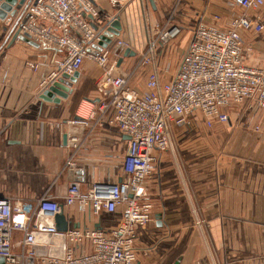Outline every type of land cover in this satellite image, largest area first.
<instances>
[{
    "label": "crops",
    "instance_id": "crops-1",
    "mask_svg": "<svg viewBox=\"0 0 264 264\" xmlns=\"http://www.w3.org/2000/svg\"><path fill=\"white\" fill-rule=\"evenodd\" d=\"M149 3L156 21L177 3L173 19L189 33L186 45L199 17L210 19L217 13L218 24L224 27L230 12L242 11L231 0ZM100 7L97 21L103 23L115 11L108 0H100ZM247 13L264 23V3ZM139 17L136 1L119 14L121 33L134 47L143 42ZM138 24L141 30L137 26L132 35L131 26ZM9 28L0 19V196L32 203L49 194L62 201L71 179L60 170L74 150L73 143L78 145L74 157L83 189L95 181L120 180L127 136L110 122L112 111L99 122H71L86 117L100 98L95 89L100 68L85 59L66 97L58 102L41 99L54 60L62 52L37 41L32 45L12 40L15 30ZM241 35L243 61L264 65V32ZM117 58L121 61L115 74L127 71L134 61L133 55L123 56V52ZM27 62L37 63L38 69L32 70ZM150 69L141 68L132 83L144 84ZM159 69L162 81L170 80L176 71L167 79L160 65ZM226 113V122L207 126L200 114L201 121L187 120L174 128L170 147L159 154L147 179L152 220L149 233L136 239L135 264H264V108L244 101L228 107ZM64 214L73 225H84L75 209H64ZM117 218L103 215L100 219L111 227Z\"/></svg>",
    "mask_w": 264,
    "mask_h": 264
},
{
    "label": "built area",
    "instance_id": "built-area-1",
    "mask_svg": "<svg viewBox=\"0 0 264 264\" xmlns=\"http://www.w3.org/2000/svg\"><path fill=\"white\" fill-rule=\"evenodd\" d=\"M133 1L139 3L143 22L141 45L134 47L120 28L97 53L90 52L100 45L109 24L119 20L120 11ZM108 3L116 13L103 23L97 21L100 0H25L20 17L12 20V30L62 52L54 60L47 85L62 73L78 71L85 59L95 62L101 70L95 84L100 98L86 117L71 122H99L112 111L110 122L127 139L121 162L124 174L118 181H95L83 189L71 180L62 201L49 194L32 203L0 196V257L4 264H135L136 239L149 233L152 220L147 179L159 154L170 147L174 128L195 111L211 126L215 121L226 122V109L244 101L264 108V65L243 61L241 35L243 31L264 32V23L247 13L259 9L264 0H231L242 11L230 12L224 27L218 24L221 16L217 13L210 19L199 17L173 77L163 81L156 59L162 47L182 31L173 19L177 3L160 21L151 17L149 0ZM125 49L134 52V61L127 71L115 74L117 57ZM27 66L34 71L39 67L35 62H27ZM145 66L151 69L144 84L132 83ZM73 148L60 173L77 169L74 155L78 145L73 143ZM61 209H75L84 225L74 227L73 220L65 216L68 227L58 230L55 217ZM103 215L118 218L106 227L101 223Z\"/></svg>",
    "mask_w": 264,
    "mask_h": 264
},
{
    "label": "water",
    "instance_id": "water-1",
    "mask_svg": "<svg viewBox=\"0 0 264 264\" xmlns=\"http://www.w3.org/2000/svg\"><path fill=\"white\" fill-rule=\"evenodd\" d=\"M24 4L25 0H0V19L5 23L6 26H11L12 19L15 17L18 11L23 9ZM9 29L12 30V27ZM119 30L120 21L118 19H114L102 34V41L99 43L100 45L93 46L95 50L89 49V51L92 53H97L102 45L109 43L111 38L119 33ZM16 38L32 45H37V42L31 39L28 34H20L18 30L13 32L11 39L14 40ZM133 54L134 52L130 49H125L123 52V56H132ZM120 61L121 58L117 61V65L120 63ZM78 75V71L73 72L71 75L65 73L58 75L42 90L40 98L47 101L58 102L60 97H66L67 94L71 92L72 83L76 81ZM63 139H65V136H63ZM67 172L71 180L78 182L81 181L82 172L80 169L68 170ZM55 220L58 230L65 231L67 229L68 222L65 218L63 209H61V211L56 215ZM73 226L77 227L75 224ZM0 264H4L2 257H0Z\"/></svg>",
    "mask_w": 264,
    "mask_h": 264
},
{
    "label": "rangeland",
    "instance_id": "rangeland-1",
    "mask_svg": "<svg viewBox=\"0 0 264 264\" xmlns=\"http://www.w3.org/2000/svg\"><path fill=\"white\" fill-rule=\"evenodd\" d=\"M169 13H170V11H169ZM137 20L139 21V20H141V18L139 17ZM141 22H142V20H141ZM137 26H138V29L141 30L139 24L134 25V27L131 26L130 33L132 35L136 32ZM142 27H143V22L141 24V28ZM184 35H186V36H184ZM188 36H189V33H187L186 31H184L182 29L181 33L178 35L177 38H175L167 46L164 45V47H162V53L159 54L156 61H157L158 65H160V68L165 71L163 78L168 79L174 73L176 65L178 64V60L180 59V56H181V54H182V52L186 46ZM136 74H135V76H136ZM187 120L201 121L202 119H201L200 113L196 111L193 114H190L189 118Z\"/></svg>",
    "mask_w": 264,
    "mask_h": 264
}]
</instances>
